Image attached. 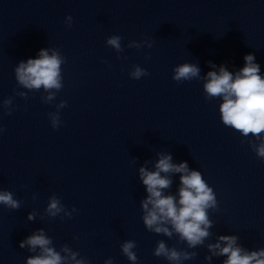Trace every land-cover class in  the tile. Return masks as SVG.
<instances>
[{
	"label": "water",
	"instance_id": "1",
	"mask_svg": "<svg viewBox=\"0 0 264 264\" xmlns=\"http://www.w3.org/2000/svg\"><path fill=\"white\" fill-rule=\"evenodd\" d=\"M111 36L122 37V53L107 45ZM133 41L142 48H129ZM42 49L65 58L63 88L50 90L57 97L49 104L43 88L29 91L15 77L19 63ZM248 54L264 78V0H0V191L21 202L19 210L0 205V264H26L35 254L19 245L39 229L57 251L67 245L88 264H131L121 250L126 241H135L138 264H169L154 255L161 240L198 253L183 264H208L206 246L220 235L264 249V159L252 150L254 136L223 124L222 99L206 100L203 88L209 71L224 66L235 75ZM184 63L197 65L201 79L173 80ZM133 65L149 75L131 79ZM10 97L12 115L3 106ZM61 101L67 107L56 130L48 114ZM160 154L186 161L216 194L203 247L188 249L178 235L169 239L143 223L148 194L139 169L155 171ZM161 175L173 182L165 193L178 196L181 174ZM54 195L78 214L48 217Z\"/></svg>",
	"mask_w": 264,
	"mask_h": 264
},
{
	"label": "clouds",
	"instance_id": "2",
	"mask_svg": "<svg viewBox=\"0 0 264 264\" xmlns=\"http://www.w3.org/2000/svg\"><path fill=\"white\" fill-rule=\"evenodd\" d=\"M73 18L66 17L65 23L72 26ZM122 37L111 36L106 43L109 47L122 53ZM148 48L153 45L145 40ZM129 48H142V44L133 41ZM150 59V57H148ZM255 55L248 54L244 57L245 65L235 75L221 66L219 72L209 71L204 77L205 98L208 101L221 98L220 113L223 124L241 133L245 138L252 135L255 141H250L252 150L257 157L264 159V78L260 75V65L255 62ZM65 63L60 53L52 50H40L39 58L21 61L15 68V77L19 86L29 91L43 88L49 94L41 97L44 103H51L56 99V92L63 88L61 76V65ZM213 68L216 65H212ZM129 76L131 79L139 80L149 73L137 65L132 66ZM173 80L177 82L201 79L200 68L195 64L184 63L173 69ZM55 89L56 92L50 90ZM27 100V92H16ZM13 99L10 97L3 101L7 114L12 115ZM57 111L49 113L53 129L58 130L61 126L60 110L67 107V101H61L56 106ZM4 128L0 127V134ZM155 171H149L147 167L139 169L140 179L146 188L147 198L141 201L143 210V223L149 232L163 235L171 239L174 234L179 236L181 243L186 242L188 249L205 246V239L210 237V228L214 227L209 218V210H218V201L214 190L209 187L200 171L190 170L188 163H172L171 155L160 154L155 164ZM164 174H181L178 196L166 194L172 185V180ZM36 197L34 196L33 199ZM0 205L11 210H19L21 202L14 199L10 191H0ZM61 213L63 215L61 216ZM78 210L73 207L68 211L61 203L60 198L52 196L46 208V215L50 218L67 217L71 219ZM37 213L28 215L29 221L36 219ZM237 235H220L215 243L207 244L210 255L205 259L211 264L213 257H226L223 264H264V249L249 251L239 244ZM20 248H27L35 255L30 256L26 264H88L79 252H74L67 245L57 251L53 246V240L49 238L43 229H39L32 235L21 241ZM137 247L135 241H126L121 245V250L131 264H138V257L134 249ZM156 257H163L169 264H183L184 261L193 260L198 253L195 251L178 250L176 247L169 248L161 240L157 242L154 250ZM79 257V258H78ZM105 264H113L109 258Z\"/></svg>",
	"mask_w": 264,
	"mask_h": 264
}]
</instances>
